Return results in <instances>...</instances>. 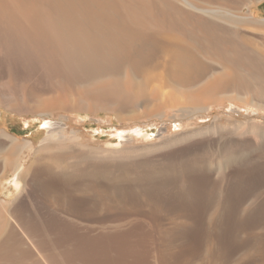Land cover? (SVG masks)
Here are the masks:
<instances>
[{
	"label": "bare ground",
	"instance_id": "obj_1",
	"mask_svg": "<svg viewBox=\"0 0 264 264\" xmlns=\"http://www.w3.org/2000/svg\"><path fill=\"white\" fill-rule=\"evenodd\" d=\"M259 1L0 0V68H15L26 74L41 68L71 83L89 86L87 90L97 106L120 120L137 119L142 110L147 112L154 101L164 97L167 88L172 90L167 108L184 120L203 110L202 102L208 100L246 97L244 101L257 102L262 107L264 42L245 28L264 27V20L259 22L252 14L243 13ZM21 73L15 76L17 83ZM12 82L13 77L0 72V98L13 96L9 93L16 90ZM162 106L163 102L154 111ZM164 113H168L167 109ZM0 115L4 124L19 120L1 111ZM27 123L28 127L35 125ZM253 127L264 137V125ZM44 128L47 134L40 146L0 129V136L10 139L0 137V182L10 184H4L3 191L0 187V264H98L89 262L91 259L84 255L82 259L81 254H85L84 245H99L95 244L99 243L95 232L106 230L135 233L125 236L129 242L135 240L131 241L134 264H146L142 256L148 251L150 236L139 235L142 230H148L149 235L151 230L165 233L163 243L170 254L162 263L190 264V254L201 255L198 247L203 246L202 240L190 252L180 250L183 244L179 248L178 241L185 240L194 228L208 231L210 224L205 225L204 217H238L231 227L241 228L240 215L258 207V183L248 182L246 175L252 167L260 166V159L257 163L237 151H226L215 158L207 150L187 157L174 155V159L164 162L134 159L126 151L103 158L96 149L84 148L82 137L70 129L65 118L46 119ZM41 129L33 132L34 138ZM133 132L138 134L137 128ZM25 152L31 155L28 165L20 162ZM228 169H233V173H228ZM28 179L39 197L26 201L31 210L25 209L24 203V207L17 204L19 195V199L11 201L2 196L13 193ZM12 217L21 219L20 226L28 235H45L36 247L45 248L46 254L39 253V258L32 253L29 244L17 235L14 226L19 223ZM66 233L70 236H63ZM90 233L94 234L88 236ZM53 244L56 248L65 247L61 249L65 254L57 256L58 252L53 257ZM77 244L84 247L80 256ZM212 254L210 251L208 259H212ZM57 257L66 261L61 263Z\"/></svg>",
	"mask_w": 264,
	"mask_h": 264
},
{
	"label": "rangeland",
	"instance_id": "obj_2",
	"mask_svg": "<svg viewBox=\"0 0 264 264\" xmlns=\"http://www.w3.org/2000/svg\"><path fill=\"white\" fill-rule=\"evenodd\" d=\"M243 13L252 14L255 20L259 22L263 21L264 0L254 3L251 7H246ZM245 30L249 31V34L258 37L257 39H262L261 41L264 42V27H247ZM3 67L4 66L1 67L2 69L0 68L1 74L7 77H13L14 82H12L13 84L11 85L12 87L16 86V90L12 89L9 91V93H12L13 95L12 97L11 94L9 95L11 98H0L2 101H0V111L2 113L12 114L19 120L16 123L7 122V124H4L2 116L0 115V129L4 133L11 134L22 141L32 140L36 146H40L41 141L47 134V129L44 128V121L46 119L59 121L61 118H65V121L69 124L70 129L77 130L79 135L82 137L84 148L96 149L99 154L104 156L103 158L108 157L109 153L126 151L129 152L134 159L140 158L139 160L148 162H161L162 160V162H164L170 160V158H176L177 155V158L187 157L191 155V153L194 154L196 151H203L202 153H205L207 150V152L211 151L210 154H214L215 158H218L219 155L226 151H237L239 152L237 154L247 159L250 158L255 161L257 160V163L259 162L258 159H260L261 162L258 164V166L260 165L259 167H252L247 171L248 173L246 172L248 182L258 183V190L256 193L258 195V203L256 201L258 207H253L252 212H249L250 214L242 213V217H244L242 218L241 215L240 217L243 221L240 217L238 219L239 223L242 224V227L244 226L245 228V226L251 224L250 227L252 228L247 227L248 229H241L242 227H231L232 221L235 223L238 217H229V219H227L228 217H204L203 221L205 222V225H209V221L214 222V229L209 227L210 231L208 230V232L206 230L207 228H204L203 230L200 229L201 231L194 228L188 234L189 236L186 235L185 240H182L184 238H181L178 241V247L180 248L181 244H183V246H181L182 249L180 248V250L183 251L184 249L190 252V249L193 248L192 246L196 247V243L202 240L201 242H203V246L198 247L201 249V255L197 254L196 256H192L193 254L191 255L189 253L190 257L188 258L190 259V264H210V259L207 260L208 257L204 260L206 249L208 248H211L210 251H213V264H264V168L262 167V164H264V137L258 134V129H254L255 126L253 127V125H264V103L262 107H258L257 102L251 103L248 100V102L244 101L246 100V97H244L245 99L243 100L238 98H229L221 101L208 100L207 102L210 103L203 101L202 103L205 104L203 110H199L196 115L194 114L193 117L185 118L184 120L180 116L175 115V111H173L172 108H167V98L172 95V90L171 88H165L166 91H164V97L154 101L150 105L147 112L142 110L137 119L135 118L136 120H120L116 119L115 116L110 114L108 111L97 106L96 100L93 99L91 96L92 94H90L91 92L88 91L89 86H84L80 83H71L54 72L49 74L41 68H35V70L27 72L28 74H26V71L21 70V73L15 68L10 70V68ZM20 73L21 79L17 83L15 76ZM22 74L24 75L22 76ZM155 88L157 87L155 86ZM162 102L164 103L162 109L159 108L157 110L160 111H157L156 109L154 111L156 105H161ZM165 109L168 111L167 114L164 113ZM28 121L34 123L35 125L32 124L28 127ZM180 123L183 124L178 126ZM37 128L42 129L38 137L34 138L33 132H35ZM133 128H137L138 134H134ZM121 134L124 136H121ZM257 135L259 136L255 137ZM260 137L263 139L261 140ZM1 138H6V141H10V139L8 138L7 140V137L5 136ZM239 142L241 143V147H239ZM236 143L238 146H235V150L233 147ZM258 145L261 147H258ZM255 146L258 147V150H260L258 151ZM244 151L247 152L245 153ZM29 161H31V155H29L28 152H25L22 155L20 162H25L28 165L30 163ZM234 170V172H236L235 168ZM228 173L232 174L233 169H228ZM29 181L30 180L28 179L26 182H23L22 187L15 190L13 193L2 196L9 201L19 199L20 197L21 200L19 199L16 201L17 204H22L20 207L25 206V209L31 210V206L26 201H30L31 199L36 200L39 197L37 196V193H35L36 191H34V188L30 186ZM4 184L6 187L10 186L8 182H0L2 191L4 190ZM251 199L253 198L251 197ZM25 204H27V206ZM254 211L256 213L259 212V215L256 213V215H254ZM260 212H263V214ZM25 217L27 218L28 216ZM25 217L23 221H25ZM29 219L30 218L26 219V221H29ZM17 220L18 223L21 222V219L17 218L15 220L14 217H12V221L16 222ZM0 221L2 224L3 219L0 218ZM194 221L196 222V220ZM197 221H200V219H197ZM247 221H249V223H247ZM255 221L257 222L256 225H252L255 224ZM16 223H14V225ZM221 223H224L225 225H221ZM20 225L21 224L19 223V225L14 226L16 228V233L19 237H21L22 241L25 242L26 245L29 244L28 246L34 251H32V253H34L35 256L39 255L37 256L39 258L46 254L45 248L42 250L39 246V249L41 248L39 250L37 248L38 245H36L39 244L41 239H45V235L41 232L40 233L42 235L40 233H37L36 235H28L29 233L27 230H24L25 228H21L22 225ZM235 231L236 234L234 235L238 236L236 239H234L235 237L233 235ZM230 232L232 233L230 234ZM93 234L94 233H90L88 236ZM65 236H70V234ZM226 236L228 239L231 236L232 237L228 240ZM52 237L56 238L57 236L53 235ZM160 237H162V235ZM186 239L188 243H186ZM29 240L33 241L30 242ZM231 241H234L233 244ZM186 245H188V247ZM159 246L157 245V249L159 252L161 251L163 256L165 255L166 257L170 254L166 251V246L161 243ZM237 246L238 248H236ZM51 248L53 250L52 252L54 253L55 250V254H57L56 245L53 244V247ZM179 248L176 247L175 251H178ZM61 249L64 248H60L59 252H62ZM225 251L227 252L225 253ZM227 257L229 258L228 260ZM80 261L82 262V260ZM62 262L63 261H61V263ZM153 263L162 264L161 261L155 260V258Z\"/></svg>",
	"mask_w": 264,
	"mask_h": 264
},
{
	"label": "crops",
	"instance_id": "obj_3",
	"mask_svg": "<svg viewBox=\"0 0 264 264\" xmlns=\"http://www.w3.org/2000/svg\"><path fill=\"white\" fill-rule=\"evenodd\" d=\"M209 224H210V227L212 226V229H214V225H212V224H214V222H210L209 221ZM207 226V225H206ZM209 227V226H208ZM208 230H209V228H208ZM148 230H142V231H140L138 234L140 235V233H142V236H146L147 238L149 237L150 239H148V241L150 240V242H149V245H148V251L146 252V254H145V256L143 255L142 257L144 258V260H145V262H146V264H154L153 263V260H154V258H155V260H158V261H164V259H166V257H165V255L163 256L162 254H161V251L159 252V250L158 251H156L157 249V245L159 246L160 245V243L162 244L163 242H165V233H162V232H160V231H153L152 232V230L151 231H149L150 232V235H149V233L147 232ZM100 232V231H99ZM113 232V233H112ZM109 231L108 230V232H107V230L106 231H101L100 232V234L97 232L96 233V235L95 236H97V234H98V242L99 243H95V244H99V245H94V246H92L91 245V247H90V245H84V247L86 248V250L84 249V247L83 246H81V245H83V244H80V245H78V248H77V245H76V247L75 248H77V251L79 252V256H80V254H81V251H83V249H84V251H86V252H84L83 251V253H85V254H81V258H82V256L84 255L85 257L84 258H86V259H88V260H90V262H94L95 261V263H97L98 262V264H134V261H135V251H134V248H133V245H134V243L132 244V242H134L135 240H131L130 242H131V244H130V242H129V240H126V238H125V236L126 237H128V234H130V233H134V232H129V231H127V233L126 232H124L123 234H122V232H117V233H115V231ZM152 232V233H151ZM157 232V233H156ZM103 233V234H102ZM126 233V234H125ZM156 233V234H155ZM63 234H65V233H63ZM107 235V236H105V235ZM109 234V235H108ZM117 234H118V237H117ZM125 234V235H124ZM135 234V233H134ZM137 234V235H138ZM115 235H116V237H115ZM133 235V234H132ZM155 235V236H154ZM162 235V237H160ZM63 236H65V235H63ZM101 236V238H99ZM105 236V237H104ZM110 236V237H109ZM122 236V237H121ZM134 236V235H133ZM116 239V241L117 242H115V239ZM122 238V239H121ZM104 239V240H103ZM109 239V240H108ZM119 241H118V240ZM102 240V241H101ZM161 240H162V242H161ZM109 241V242H108ZM122 241V242H121ZM126 241H128V242H126ZM111 242V243H110ZM107 243V244H106ZM130 245H129V244ZM114 244V245H113ZM163 245L164 246H166L165 245V243H163ZM89 246V247H88ZM98 246V247H97ZM116 246V247H115ZM81 249H80V248ZM82 247H83V249H82ZM89 248V252H88V254H87V249ZM111 247V248H110ZM61 248H64V249H66L65 247H61ZM159 248H160V246H159ZM59 249V250H58ZM78 249H80V250H78ZM93 249V250H92ZM97 250V251H96ZM100 250V251H99ZM103 250V251H102ZM211 250V248H208V250L206 249V253H205V258H204V260H206V257H211V255H210V253H209V251ZM60 251V247H57L56 248V252H57V254H58V252ZM95 251V252H94ZM109 251V252H108ZM128 251V252H127ZM150 251V252H149ZM63 252H64V254H65V250H63L62 252H59V254L57 255V256H60L61 255V253L63 254ZM76 252V251H75ZM92 252V253H91ZM122 252V253H121ZM54 253H55V250H54ZM77 254V256H78V253H76ZM87 254V255H86ZM101 254V255H100ZM123 254V255H122ZM129 256H128V255ZM54 256L53 257H56L55 255L56 254H53ZM88 255H89V257H88ZM92 255V256H91ZM96 255V256H95ZM62 256V255H61ZM63 256H65V255H63ZM78 256V257H79ZM156 256H157V258H156ZM213 256V255H212ZM96 257V258H95ZM101 257V258H100ZM57 258H60V259H57V260H61L62 259V257H57ZM80 258V257H79ZM79 258H77L76 260H78ZM54 259H56V258H54ZM63 259H66V256L65 257H63ZM62 259V261L64 262V261H66V260H63ZM83 259V258H82ZM94 259V260H93ZM128 259H130V260H128ZM212 259H213V257H212ZM211 258H210V264H213V261H214V259L212 260ZM81 260V259H80ZM209 260V259H208ZM165 262V261H164ZM162 263V262H161ZM63 264H66V262H64ZM162 264H164V263H162Z\"/></svg>",
	"mask_w": 264,
	"mask_h": 264
}]
</instances>
